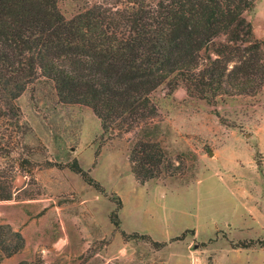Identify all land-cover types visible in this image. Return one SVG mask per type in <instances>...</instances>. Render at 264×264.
<instances>
[{"label":"rangeland","instance_id":"374dc122","mask_svg":"<svg viewBox=\"0 0 264 264\" xmlns=\"http://www.w3.org/2000/svg\"><path fill=\"white\" fill-rule=\"evenodd\" d=\"M122 2L58 5L70 19L95 4ZM247 17L264 38V0ZM152 96L158 115L151 124L118 133L105 130L89 106L62 103L52 83L30 85L17 100L26 133L19 130L12 159L0 156L1 166L16 165L14 195L0 201V223L20 224L17 229L30 240L27 252L41 253L49 264H264V87L254 96L223 97L216 104L189 95L184 85L170 91L163 84ZM138 138L162 143L179 169L140 184L128 159ZM24 157L38 164L32 174L29 165L19 166ZM75 159L121 196L122 229L166 245L125 239L110 221L115 203L67 167ZM47 160L63 167H46ZM43 204L75 215L72 221L83 232L78 249L56 243L61 227L39 220ZM249 241L254 245L236 247Z\"/></svg>","mask_w":264,"mask_h":264},{"label":"trees","instance_id":"16d2710c","mask_svg":"<svg viewBox=\"0 0 264 264\" xmlns=\"http://www.w3.org/2000/svg\"><path fill=\"white\" fill-rule=\"evenodd\" d=\"M256 7L257 0H125L95 4L68 19L58 0H0V156L12 159L19 130L26 133L17 100L40 80L53 84L62 103L89 106L105 130L118 133L151 124L158 115L152 94L163 84L170 91L184 85L209 104L258 94L264 87V38L247 17ZM128 159L140 184L179 169L152 139L134 140ZM28 165L32 174L38 164L22 158L19 166ZM52 166L63 167L47 160L46 167ZM67 167L115 203L110 221L125 239L166 245L122 229L121 196L108 192L78 160ZM15 169L0 165V201L13 198ZM26 244L21 229L0 223V263ZM16 264L48 263L38 253Z\"/></svg>","mask_w":264,"mask_h":264},{"label":"crops","instance_id":"0c3cea01","mask_svg":"<svg viewBox=\"0 0 264 264\" xmlns=\"http://www.w3.org/2000/svg\"><path fill=\"white\" fill-rule=\"evenodd\" d=\"M62 208L63 206L61 205H54L51 208H47V204H43L42 210H44V212L39 216V220H55L57 223L60 224L62 232L60 237L57 239L56 243L61 242L63 243V245H66V247H68L69 249H78L81 246L80 242L82 241L81 237L83 232L78 229L80 226H77L75 224V221H72L73 219L76 220L75 215L71 214L70 212L62 211ZM55 209L57 210V212ZM42 210H39L38 214L42 212ZM21 216L24 220H30V215L22 213ZM10 224L14 227L16 226L15 228H21L20 224ZM26 240L27 244L22 252L17 253L12 257L6 258L3 262L11 261L9 264H16L22 260L32 259L35 253L34 255H32V253L27 252L28 247H30V240H28L27 238Z\"/></svg>","mask_w":264,"mask_h":264}]
</instances>
